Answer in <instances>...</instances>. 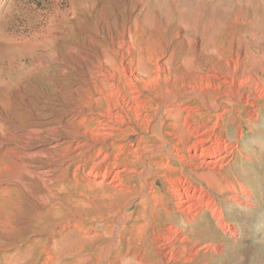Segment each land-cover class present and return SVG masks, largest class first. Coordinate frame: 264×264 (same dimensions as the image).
Masks as SVG:
<instances>
[{
	"label": "bare ground",
	"instance_id": "bare-ground-1",
	"mask_svg": "<svg viewBox=\"0 0 264 264\" xmlns=\"http://www.w3.org/2000/svg\"><path fill=\"white\" fill-rule=\"evenodd\" d=\"M12 38L2 43L0 73L8 75V84L30 67L32 73L22 76L26 85L20 82L8 92L0 91V250L14 247L31 231L51 237L66 230L89 234L100 221L108 226L117 224L120 231L125 221L133 219L125 248L151 252L149 262L157 261V256L167 264L178 260L177 243L190 258L194 253L192 248L186 249L189 243L194 244L195 255L204 250L215 256L224 250L221 239L213 240L212 236L203 237L196 232L193 235L188 230L184 234L178 227L206 212L208 220L201 232L216 229L222 236L236 240L241 231L239 238L245 243L237 247L236 255L241 258L238 264H264V209L254 213L253 191L238 175L221 173L228 163L226 156L238 146L241 133L233 141H221V131L216 132L229 107L235 108L240 102L254 110L259 102L264 107V85L260 79V74L264 76V62L257 61L253 67L246 65L239 48L235 57L209 58L207 64H202L209 71L201 72L199 65L205 59L194 58L187 67L177 65L183 78L191 81L178 86L176 80L167 89L158 87L159 74L165 72L159 60L152 57L149 65L154 75L142 79L135 69L137 60L133 65L126 64L130 49L123 53L113 47L97 55L94 42H71L64 51L42 45L48 53L46 57L44 53L36 57L41 49L36 38L29 37L27 43ZM112 55L117 57L115 71L103 63ZM41 60L46 61L36 66ZM36 73L55 83H68H61L47 97L30 89L27 78ZM219 74L223 81L211 91L212 81H206ZM139 83L143 86L139 87ZM243 88L245 91L238 94ZM168 107L180 108L183 117L180 112L167 113ZM209 110L217 111L211 125H207ZM252 113L255 114L253 109ZM176 126L180 133L174 132ZM181 134L188 135L185 150L181 147ZM132 135L137 136L134 142L129 141ZM186 166L211 169L218 177H224V188L218 195L225 196L224 200L239 211L236 217L222 209V203L195 175L185 172ZM157 182L161 191L155 187ZM4 195L22 199L4 203ZM138 198L142 200L132 217L125 210ZM169 213L175 215L176 221L170 220ZM161 214L166 215L165 220ZM135 239L139 242L135 243ZM109 245V249L114 247L108 240L104 249L108 250ZM87 250L93 248L87 245ZM40 252L37 250L28 264L53 262L55 256L47 250L39 263ZM109 255L107 251L104 254Z\"/></svg>",
	"mask_w": 264,
	"mask_h": 264
},
{
	"label": "rangeland",
	"instance_id": "rangeland-1",
	"mask_svg": "<svg viewBox=\"0 0 264 264\" xmlns=\"http://www.w3.org/2000/svg\"><path fill=\"white\" fill-rule=\"evenodd\" d=\"M24 37L27 39H23ZM29 37H33L34 40L36 38L35 42H38L41 48L36 53V57L43 53L46 57L48 49L43 48L42 45L60 47L61 51H64L65 48L70 47L71 42H94L95 47H98L94 51L97 55L110 51L113 47H119L120 52L123 53L130 49L131 54L128 55L126 64L133 65L137 60L136 72L146 80L154 75L149 62L152 57L156 58L165 67V72L159 74V80H161L158 87L168 89L169 84L176 80L179 81L176 82L178 86L182 82L191 81V79L183 78L177 65L182 64L187 67L192 64L194 58L195 60L205 59L199 65L201 72L209 71L207 66H202L209 62V58L235 57L239 48L241 49L240 54L245 57L246 65L253 67L257 61L264 62V0H0V40H2L0 49L3 48L2 43L6 39L11 40L12 38L27 43L25 40ZM42 49L44 50L41 51ZM45 61H39L36 66L43 65ZM116 62L117 57L114 55L103 61L104 66L110 68L111 71H115ZM31 73L30 67L25 74L18 75L13 83L8 84V75L5 76L1 72L0 91L8 92L20 82L26 85L27 82L23 81L22 76H28ZM207 74L212 75V73ZM165 76L168 79L166 81ZM221 77H223L222 74H219V77L206 81L210 84L212 81L211 91L218 89V82L223 81ZM27 79H30L31 90H36L38 94H47V97H51L63 83V81L55 83L52 79L41 76L40 73ZM260 79L264 85L262 74H260ZM67 83L63 84L67 85ZM138 86L142 87L143 83H139ZM221 90L223 93L224 90L222 88ZM244 91L243 88L238 94ZM220 100L222 101L223 98ZM179 109L168 107L166 112L172 115L180 112V118H182L183 113ZM252 109L256 115L252 113ZM229 110L224 120L219 123L221 129L217 127L216 132L221 131L219 137L221 141H233L240 133L241 138L234 151H229L227 154L228 163L221 173L230 177L238 175L237 178L253 191L252 201L255 205L252 211L255 213L264 209V107L259 102L257 110H254L252 106L247 107L244 102H240L235 108L229 107ZM215 113H217L215 110L208 111L210 117L207 125L213 123ZM198 120L199 117L195 121L198 122ZM171 121L170 118L169 122ZM227 124L229 126L225 127ZM179 131L177 126L174 127L175 133ZM136 138V135H132L129 141L134 142ZM179 138L181 147L185 150L189 144L188 135L181 134ZM215 138L214 136L213 139ZM172 163L177 166L175 161ZM185 172L195 175L196 179L204 183L207 191L222 203V209L236 217L239 211L235 210L230 201L224 200L225 196L218 195L224 188V177H218L211 169L195 168L194 170L186 166ZM159 184L157 182L155 185L157 190L161 189V184ZM6 196L1 197L4 203L8 201L16 203L22 199L18 195L14 197L8 195L12 198L7 196V200ZM70 198L74 199V196ZM141 200L140 198L135 200L132 206L125 210V213L133 217ZM160 216L165 220L166 215L161 214ZM167 216L171 221H176L174 214L169 213ZM207 220L208 216L206 212H203L192 221L179 223L178 227L184 234L188 230L193 232V235L196 232L204 234L203 237L212 236L213 240L221 239L225 244L224 250L215 256L212 253H204V250H200L195 255V246L189 243L188 246L185 245L186 249L189 251L192 248L194 253L190 258L187 251L177 243L178 260H172L168 264H238L241 261L236 251L239 245L245 243L239 238L242 232H239L236 240L229 236H222L217 233L219 231L216 229H214L215 233L213 230L208 233L201 232ZM132 224L133 219L125 221L122 225L123 229L119 231L120 227L117 224L108 226L105 221H100L95 224L96 230H90L89 234L66 230L53 237L46 235L48 233L38 234L35 231L25 235L23 233L18 235L17 239L21 235L25 237H21V241L14 247L0 250V264L31 263V258L37 250L41 251L39 263L46 255L45 252L50 250L55 256L51 264H167L159 256H157V261L149 262V258L153 256L151 252L140 249L137 251L136 247L125 248L127 238L131 237ZM87 226H91V223ZM260 227L262 224L258 225L259 229ZM108 240L113 242L114 247L109 249L111 246L109 245L107 250L104 248ZM134 242L138 243L139 240L135 239ZM87 245H90L93 250H87ZM81 248L86 249L85 252ZM106 251L111 256H104ZM248 256H250L249 253Z\"/></svg>",
	"mask_w": 264,
	"mask_h": 264
}]
</instances>
